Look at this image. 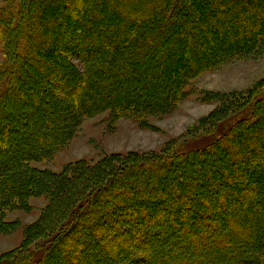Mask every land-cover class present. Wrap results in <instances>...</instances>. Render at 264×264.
Returning <instances> with one entry per match:
<instances>
[{
	"label": "rangeland",
	"instance_id": "obj_1",
	"mask_svg": "<svg viewBox=\"0 0 264 264\" xmlns=\"http://www.w3.org/2000/svg\"><path fill=\"white\" fill-rule=\"evenodd\" d=\"M15 1L16 0H0V23H3L4 20L7 21L8 17V21L15 23L16 15L14 14L16 13V9H12L14 6L13 2ZM94 1H97V5L95 3L96 6L93 4ZM177 1L178 0H174L172 3L171 0L167 13L172 11ZM182 1V3L185 1V4L192 2L191 4L196 9L206 6L207 8L204 9L205 12H211L213 9L211 0ZM38 2L42 3V7L49 6L53 10H48L45 14L46 16H39V18L37 17L36 19L34 16L30 17V15H28V17L23 16V30L21 31L22 33L18 34L17 43L14 44L15 46L12 45L14 51L12 49L11 52L7 49L11 46L7 47L8 41L6 38L3 39V33L0 31V77L7 72L8 76L11 75V78L15 81L16 78H14L15 76L13 73L17 70H25L26 74L23 75L24 81H21L22 86H19L20 93L23 94V97L27 98L15 103L10 101L9 104H3V107H11L13 113L11 118L7 120V123L5 122L4 126L0 129V262L6 261L22 252L24 253V251L26 253L29 251V254L31 253L35 256L38 264H61V261L65 264L63 258L66 254L63 255L61 244L65 246L66 242L63 241L60 236H64L66 232H68L66 234H69L72 230L74 232L78 230L75 228L80 222L79 220L77 223L78 213H81V216H84V220L87 221L88 209L81 205L86 203L87 206V204L92 203L90 204L91 206L94 204L92 199L98 198L95 207L100 206L103 208L104 204L101 206L100 201L101 198L104 199L105 195H113L120 189L128 188L127 186H129L131 180L142 181V183H144L147 179V175H141V177L138 178L131 172H128L127 175L121 174L119 171L121 166L124 165L126 168L128 166H133V164H138L141 161H150L149 157L152 155H162V158H173L171 155H174L180 147L185 148V150L200 149L201 147L207 148L203 151L193 152L184 159H175L173 165H170L172 172L175 174L171 172L170 177H174L175 179L177 175L180 179L182 176L180 172L189 171V168L194 166L197 168V166L202 163L198 158L205 154L204 152L209 153L206 154L205 160L212 161V165H210L212 167L216 164V160L213 158L217 156H213L214 153H211L215 146H218V152L221 156L225 153L224 156L227 157L229 156L227 151L221 150V148H219L220 144L228 141L232 147L241 146L238 140L239 136L241 137L249 131H256L262 127L261 124L264 125L263 121L254 126H249V123L256 121L257 118L264 119L262 113L259 111H252L253 115H250L247 118L248 120L246 119L247 121H242L243 123L239 122L238 126L226 130L228 134L235 135L237 133V138L232 135L230 138H228V135L227 138H223L226 132L220 137L217 135V127L222 123L224 118L241 110L242 114L244 112H249V105L264 95V43L258 47L252 48L248 54L243 51L237 52L236 50L232 52L233 48H225V45L218 50V45H222L223 41H227L223 38L224 34L228 36L233 28L239 26L237 21L247 15L246 10L242 13L243 17L238 15L240 17L233 18L231 23H229L230 25L232 24V27H230L229 24L224 26L223 17L218 13L211 16L206 15V18L198 21L197 13L194 8L191 10L189 9V11H187L186 7L184 10H179V14L181 15L179 18L185 19L187 24L193 27L191 29L192 32L195 33L197 30L195 29L196 26H200L204 31L203 33L200 32L201 34L211 35L210 39L207 37L205 43L200 45L197 42L198 40L186 37V34L179 32L182 30L180 25L175 23L168 24L170 22L166 18L164 21L162 20L161 27L159 29L157 28L158 30L155 32L152 30L153 28L140 29L142 32L138 33L140 36L139 39H142L141 42L145 41L144 43L147 45L145 49L149 51L152 56L149 54L140 57L138 51H141V48L137 45L133 47V43L128 46L130 42L124 41L123 44L126 43L127 47L121 45L118 47L117 51L114 50L115 53H118V56H115L116 59L113 60L112 64L104 59L99 63L103 65L104 69L109 66L114 67V64L119 65L120 69H118L116 73L122 76L130 74V76L134 77L133 80L121 79L117 84L116 81H114L115 84L112 85V75H110L109 72H105L104 76H107L111 84L107 83L105 86L97 87V98L109 100L111 102L110 106L96 113L94 116H81L80 118H82V120L70 131L67 141L57 148L53 146L50 154H46L45 157H37L36 159L35 154L42 151L43 144L47 145V143L53 141L54 138L56 139V137L58 138L61 134H66L68 130L66 128L72 126L69 122L71 116L79 109L76 98L69 97L67 93L64 92L67 90L66 79H68V81L72 79V81L68 82L69 85L75 84L76 81L73 82V78L76 77L74 72L78 75V79L81 77L86 79V72L93 64L85 63L80 59L79 54L81 55V52L78 53L80 48L74 47L77 48V53L70 57L69 55H71L72 52H69L66 48L64 50L60 47L61 45H59V43L63 41L61 35L66 36L65 34H67L64 33L66 30L63 27H70V30L72 28L75 29L77 25L75 20L79 17H84L83 23L85 27L91 26V23H95L94 29L103 25V32L110 31L111 29H115L114 31H116V28L122 30V25L125 20L122 21L121 17L115 15L117 12H114V8L116 6H118V8H125L126 4H124V0H68L54 10L55 7L51 5L53 1L29 0V4L33 6ZM98 2H101V4ZM90 7L98 11L97 13L99 14L97 18L87 13L83 15L82 10L85 8L89 9V12L92 11ZM11 10H15L11 13L13 19L9 16ZM52 21H56V23ZM6 24L3 27H7ZM178 28L180 30H178ZM35 29L38 30L39 36L44 37L45 40H49V35L55 36V39L53 38L50 40L52 43L51 45L54 47H50L49 51L44 55L42 53L43 57L40 55L39 57L41 58L39 60L38 56L33 58L35 54L43 51V49H38L37 51H35L36 49L34 48L32 49V46L37 40L35 35L37 30ZM94 29L91 28L89 32ZM17 30L20 31V26L17 27ZM81 30L80 27L78 29L76 28L75 34L85 37L84 34L81 33ZM41 31L43 34L40 33ZM244 31L248 33L249 29L244 28ZM57 32L58 34L60 33V37L55 35ZM95 32L97 31H93V33ZM25 33L28 35L29 43L25 38L26 43L23 44L26 50L28 48V53L26 54L28 60L20 58L26 51L24 50L23 52L20 47L21 39L23 38L21 35L24 36ZM71 35L73 34L71 33ZM152 35L153 38H157L155 42L153 41L155 45H150L148 41ZM175 36L178 38L176 39ZM68 37L69 35L67 38ZM41 40L43 39L41 38ZM167 48L170 49L171 53V59L168 57L169 63L163 55L164 50ZM108 49H111V47ZM156 49L157 52H151L156 51ZM100 50H104V48ZM100 50H95L93 48L89 52L97 51L96 56H98ZM33 51H35V54ZM107 52H110V50H107ZM190 52L192 54L193 52H195V54L198 52L201 56L210 54L211 52L213 55L212 59H217L214 61L209 58L211 60L209 63L211 64L210 67L207 65V67H204V69L202 68L203 70L196 75L191 73V75L185 77V79L181 77L182 72L185 71V68L187 70V68L190 67V63L193 64V60L196 58V56H191ZM102 53L103 51L101 54ZM64 54V59H66V61L60 60ZM110 54L111 53L106 54L108 57L106 59H110ZM125 55H136V57H133L132 64L123 65V63H125ZM219 56L220 58H218ZM53 63L56 64V68L53 66ZM167 66L170 70L168 73L164 70ZM95 67H97V65ZM182 68L184 69L182 70ZM116 77L119 78L120 76L117 75ZM179 80H184V82L178 85ZM59 82L64 84L65 89L63 85L61 86L58 84ZM164 83L165 86H163ZM165 88H170V90L163 91ZM120 91L122 96H118L116 103L110 96H113V93L119 95L121 94ZM174 92L178 94L175 96L176 98L172 99L175 102L169 103V101L164 99L165 96H170V94L173 95ZM35 97L39 98L41 101L43 100V106L42 104L36 106L35 101L38 99H34ZM131 98L133 100H131ZM160 98H163L164 101L159 100ZM33 99L34 101L32 102ZM166 99L169 100V97ZM91 100L94 99L91 98ZM151 100L156 102L159 101V105H157L156 108L157 110H146L145 113L132 112L133 107L130 111H122L115 106L124 105L128 107L125 110H129V107L133 106L135 102L148 105V102H151ZM71 103L73 104V109L71 108ZM2 121H4L3 118ZM8 126L12 129L14 127L16 128L10 135L7 129H5V127ZM31 129L38 131L37 139L32 140L29 137L30 140L24 139L27 138L26 135ZM225 146L227 145L224 144V147ZM14 148L17 149L16 152ZM26 156H29V158L31 157L28 159V166L26 168H18L19 170L16 169V171H11V174L18 175L21 181L25 180L24 183L27 182V189L35 190L37 193H32L33 195L27 198H19L15 193L21 188H19L17 182V184H15L14 181L10 180L11 176L9 170L5 168L4 171L3 165L6 163L11 164V159L13 163H16L15 161L27 158ZM203 157H205V155ZM250 163L256 166V176H254L255 174L253 176L251 174L249 176H252V179L249 178L251 179L250 181L253 182L259 180L262 176L264 177V161H258L254 155ZM217 165L222 167L221 170L218 171L219 176L215 178L211 177V179L222 181L221 187L217 190V195L222 196L224 190L229 189V184L225 183V180L230 179L227 177V172L230 171V169L227 162L225 163L224 161L223 163L222 159H217ZM205 166H208V164L206 163ZM244 166L248 168L247 164H244ZM103 171H105V173ZM143 172L146 173L142 174H147L146 170ZM239 174L240 171L237 172L236 177ZM207 175L209 176V173L202 169V172L199 173L198 176L200 179L204 180H202L197 187L193 188L200 193L205 192L209 195L212 191L209 187L210 178L207 177ZM150 176H152L154 180H159V178H157L159 176H154L153 174H150ZM170 177L164 176L159 181L167 184L170 181ZM29 178H31V180ZM32 178L34 179L32 180ZM116 178V182L108 185L105 184L112 181L111 179ZM208 179L209 183L207 182ZM128 180L130 181L128 182ZM183 180L185 183L188 181L186 178ZM5 182L8 184H5ZM4 184L6 186H4ZM9 189H11V192L6 198L5 195ZM180 189H182V195L185 196L186 192H183L184 188ZM1 190L3 191L1 192ZM4 196L7 200H3ZM117 198H115V200H117ZM254 198L257 204L254 206L251 205V210L249 209L244 215L248 216L250 213L255 215V213L261 212L257 217L255 215L254 219L256 220L249 217L247 221L245 220L246 228L244 227V229L248 231L264 223V216L262 214L264 208L261 206L264 205V201L261 197L258 198L255 196ZM139 203H141V201ZM160 205L161 202L155 204L152 209L149 208L152 212H148V218L155 219L159 215H162L164 220L170 221L173 212L169 210L167 212L165 210H159L161 208ZM140 207L143 208V205H140ZM118 212L119 211H115L113 214L106 213L104 215V220L103 218L97 219V223H100L102 229L112 232V235L116 237L120 232H113L112 227L115 226L113 222L120 219V216L117 214ZM179 212L182 213L181 211ZM127 214V211H123L121 217L127 218ZM140 214L141 213H139V216ZM69 222H71V224H69ZM232 224L240 225L235 221H231L230 225ZM93 229L96 231L97 227H92L90 230L92 236L89 237V239L92 241L93 245L99 241L102 242V245H96L97 250L94 249L93 252H88V254L87 252H83L82 259L80 258L81 254H75V256L81 259L83 263L87 260V262H89L88 264H99V262L93 263L92 259L97 261L100 260V258L109 259V257H103L107 255L103 246L105 242L102 237L95 238L96 232L94 233ZM179 230L181 232V229ZM224 230L227 229L224 228ZM238 234L243 237V230ZM261 240H263V238ZM156 241L161 243V237L154 235L151 242L156 243ZM43 244L44 246H42ZM167 247L171 248L170 250L172 252L174 251L175 247L173 245L166 246L165 248ZM120 248L121 247L116 248V251L119 253L121 250ZM262 251L264 254V250ZM45 258H47L46 261ZM169 259H172V256H170ZM170 262L167 261V264ZM31 263H33V261ZM148 264L160 263L152 261L151 263L148 262Z\"/></svg>",
	"mask_w": 264,
	"mask_h": 264
},
{
	"label": "trees",
	"instance_id": "obj_2",
	"mask_svg": "<svg viewBox=\"0 0 264 264\" xmlns=\"http://www.w3.org/2000/svg\"><path fill=\"white\" fill-rule=\"evenodd\" d=\"M50 1H53V4H51L52 2L50 4L52 5V7H55L54 8L55 10L58 6H61L63 3L67 2L68 0H50ZM173 1L174 0H172V3ZM182 2H183L182 0H178L172 11L167 13V9L169 4L171 3V0H124V4L126 3L125 8L123 7L118 8V6L114 8L115 9L114 12H117L115 13V15L121 17L122 21L125 20L122 25L123 31L121 29L116 28V31H114L115 29H111L110 31L103 32L104 30V27H102L103 25H101L98 28L96 27L97 29H94L95 23H91V26L85 27V24L83 23L84 17H79L75 20L77 22L75 29L76 28L78 29L80 27V29H82L81 33L84 34L85 37H81L75 34L74 28L70 30V27L68 28H66V26L63 27L66 30L64 33L67 34H65L66 36L61 35L63 41L62 43L60 41L59 43V45H61L60 47L64 50L66 48L67 50H69V52L71 51L72 53L71 55H69L70 57H72V55H75L77 53V48L74 47H78L82 49V50L79 49L78 52V53L81 52V55L79 54L80 59L85 63H93V64L91 65V67H89L88 71L86 70L87 71L86 79H83L82 77L78 79L77 78L78 75L76 74V72H74L76 77L73 78V82L76 81L75 84L69 85L68 82L72 81V79L70 81L66 79L67 90L64 92L67 93L69 97L76 98L77 100L76 102L79 109L78 111L77 110L75 111V114L73 116H71L69 122L70 125L72 126L66 128L68 129L66 134L64 135L61 134L62 136L60 135L58 138L57 137L56 139L54 138V140L49 141L47 145L43 144L42 151L40 152L42 154L37 152V154H35L36 159L37 157H45L46 154H50L51 148H53V146L57 148L62 143L67 141L68 140L67 137L69 136L68 134L70 133V131H72L74 126L78 125L82 120V118H80L81 116L84 115L94 116L96 113L101 112L104 109L108 108V106H110L111 102L109 100L103 98H97L98 91L96 88L105 86L107 85V83H110V80L107 78V76H104L105 72H109L110 75H112L111 77L113 79L112 85L115 84L114 81H116L117 84V82H120L121 79L133 80L134 77L130 76V74L127 76H122L116 73V71L120 69L119 65L114 64L115 68L113 66H109V67H105L104 69L103 65H100L99 63H101L102 60L104 59L109 61L110 64H112L113 60L116 59L115 56H118V53H115L118 47H120L121 45L127 47L126 43L123 44L124 41L130 42L128 46L131 43H133L134 44L133 47H135L136 45L140 47L141 51L140 50L138 51L140 57L144 55H149L150 52L145 49V47L147 46L144 43L145 41L141 42L142 39H139L140 36L138 35V33L142 32L140 31V29L153 28L152 30L155 32L161 27L162 22L166 18L170 22L168 24L175 23L177 25H180L182 30L178 28V30H180L179 32L181 33L183 32L182 34H186L185 35L186 37H190L191 39L198 40L197 42L200 45L205 43L207 37H209L210 39L211 35L201 34L204 31L200 26H196L195 29L197 30L195 33L192 32L191 29L193 27L189 26L185 19L183 20L179 18L181 17V15L179 14L180 12L179 10H184V8L186 7L187 11H189V9L191 10L192 8H194V10L197 13L198 21L202 20L203 18H206L205 17L206 15L211 16L214 15L215 13H218L223 17V22L225 23L224 26H227L229 23H231L233 18H238L240 16L243 17L242 13L246 10L247 15L244 14L246 16H244L242 19H238L237 21L239 23V26L233 28V30L231 31V33L228 34V36L224 34L223 38H225V40L227 41H223L222 45H218V50H220L223 47V45H225V48H229V47L233 48L232 52L236 50L237 52L243 51L244 53L248 54L252 48L258 47L262 45V43H264V0H229V1L211 0V4L213 8L211 12L204 11V9L207 8L206 6L196 9L191 4L192 2L190 3L188 2V4H185V1L184 3ZM13 3L14 6L12 9H16V13L14 14L16 15L15 23L13 22L11 23L10 21H8L9 17L7 18V21L4 20L3 23L2 22L0 23V31H2L3 33L2 34L3 39L4 38L7 39L8 41L7 47L11 46L10 48L7 49L11 52L12 49L14 51L12 45L17 43L16 41L18 34L22 33L21 31L23 30V26H22L23 16L28 17V15H30V17L34 16V18L36 19L37 17L39 18V16L42 17L46 16L45 14L47 13L48 10H53L49 6L42 7V3L40 2H38L34 6L32 4L30 5L29 0H16ZM95 3L97 5V1H94L93 3L94 6H96ZM99 4H101V2ZM91 9L92 11L90 12L89 9L86 8L83 9L82 10L83 15L87 13L90 16L97 18V15L99 14L97 13L98 11L93 8ZM12 11L15 10L10 11L9 13L10 17ZM11 19L13 18L11 17ZM52 22L56 23V21H52ZM5 24L7 25V27H3ZM19 26H20V31L17 30V27ZM230 27H232V24L230 25ZM91 28L94 29L93 31H97V32L93 33L92 30L91 32H89ZM244 28L249 29L248 33H245ZM40 33L43 34L42 31ZM71 33L73 35H71ZM35 35L37 37V40L32 46V49L33 48L36 49L35 51H37L38 49H43L41 53H38L39 55L35 54V51H33L35 54L33 58L38 56V60H39L41 58L39 56L42 55V53L44 55L46 52L49 51L50 47H54L53 45H51L52 43L50 42V40L53 38L55 39V36L49 35L48 37L49 40H45L44 37L39 36L38 30L35 33ZM55 35H57V37H60V33L58 34V32L55 33ZM68 35L69 37L67 38ZM21 36L23 38L21 37L22 39H21L20 47L21 50H23L24 52V50H26V47L24 46L23 43H26V41L29 43L28 35H26L25 33L24 36L23 35ZM41 38L43 40H41ZM175 38L177 39L178 37L175 36ZM155 39L157 38H153L152 35L148 39L149 44L153 45ZM109 47H111V49H108ZM93 48L95 50H100L101 48H104V50H100L99 55L96 56L97 51L89 52ZM167 49H165L164 52L163 51L162 52L166 58V61L169 63V59H171V53H170V49L168 50ZM27 50L20 57L23 60L24 59L28 60V57L26 56V54L28 53ZM107 50L108 51L110 50V52H107ZM102 51L103 53L101 54ZM151 52L152 53L157 52V49L156 51H151ZM108 53H111L109 55L111 56L109 57L110 59H106L108 58L106 56V54ZM193 54L190 52V55L193 57L196 56V58L193 60V64L190 63V67L187 68V70L186 68L185 69L182 68V70L183 69L185 70L182 72L181 75L182 78L191 75V73L196 75L198 72L203 70L204 67H207V65L210 67L211 64L209 63L211 60L215 61V59H217V58L212 59L213 55L211 52L210 54L204 56L199 55L198 52L196 54L195 52H193ZM198 55L201 57H199ZM133 57H136V55H131V56L125 55L124 57L125 63H123V65L132 64L131 62L133 60ZM64 58H65V54L61 57L60 60L66 61V59ZM209 58H211V60ZM218 58H220V56ZM96 65L97 67H95ZM53 66H55L56 68V64L53 63ZM164 70L167 71L166 73L170 71L168 69V66ZM13 74L15 76L14 78H16L15 81H13L11 75L8 76L7 72H5L4 75L0 77V129L4 126L5 122L7 123V120L11 118V115L13 113L11 107H7V106L3 107V104L4 105L6 103L9 104L10 101L15 103L27 99L26 97H23L22 93H20V86H22L21 81L22 82L24 81L23 75L26 74V71L17 70ZM117 75H119L121 78L116 77ZM183 82L184 80H179L178 85H181ZM58 84H60L61 86L63 85L64 88L63 83L59 82ZM163 86H165V83L163 84ZM169 90L170 88L169 89L165 88L163 91H169ZM177 95H178L177 92H174L173 95L170 94V96H165V97L161 96V97H164V99L166 101H169L170 103V102H175L172 99L176 98L175 96ZM118 96H122V93L119 95L113 93V96L110 97L112 100L114 99L113 101L117 103ZM167 97H169V100L166 99ZM91 98L94 100H91ZM34 99H38L37 101H35L36 106H40L43 103V100L41 101L37 97H35ZM34 99L32 100V102L34 101ZM164 99L160 98L159 100L164 101ZM131 100L133 99L131 98ZM148 103H149L148 105H145L141 102L139 103L135 102L133 103L134 104L133 106L129 107V110H125L128 107L124 105L123 106L115 105V106H117L118 109L119 110L121 109L122 111H130L133 107L132 112H138V113L139 112L145 113L146 110H152V111L157 110L156 108L157 105H159L158 104L159 101L156 102L154 100H151V102ZM71 108L73 109V104L71 105ZM248 109L249 112L246 113L244 112L242 114V110H241L239 112H234L233 114L224 118L222 123L219 124L217 127V135L220 137L226 132V135H223L224 136L223 138H227L228 136H229L228 138H230L232 134H228L226 130H228V128L231 129L233 127L238 126L239 122L245 121L250 115H253L252 111H259L260 113H262V117H263L264 95L256 99L251 105H249ZM2 118L4 121H2ZM260 119L257 118L256 121L249 123V126H254L257 123L259 124L264 121L263 118ZM261 126L262 127L260 129H257L256 131H251V132L249 131L246 132L241 137L239 136L238 140L240 141L241 146L232 147L228 141H226V143L220 144L219 148H221V150L227 151L229 155L227 157L224 156L225 153H223V155L221 156V154H219L218 152V146H215L211 153H214L213 156H217V157L213 158L214 160H216V164H214L212 167L210 166L212 165V161L205 160L206 154L209 153L204 152L205 154L199 156L198 158V160L201 161L202 163H200V165H198L197 168L196 166H194L189 168V171L180 172L182 175L180 179L178 178L177 175L175 176V179L174 177L173 178L170 177V174L172 172V168L170 167L175 162V159L176 158L184 159L189 155H191L193 152L203 151L206 150L207 148L205 149V147H201L200 149L185 150V148L180 147L175 152L174 155H171L173 158L170 157L162 158L163 157L162 155H158V156L152 155L149 157L150 161L147 162L141 161L138 164H133V166H128L126 168L124 165L121 166L119 168L121 174L127 175L128 172L129 173L131 172L134 174L135 177L138 178H140L141 175L144 176L147 175L146 176L147 179L144 181V183H142V181L128 180V182L130 181L129 186H127L128 188L120 189L119 191L115 192L113 195L107 196L104 194L105 195V197L103 196L104 199L101 198L100 201L101 206L102 204H104L103 208H101L100 206L95 207V203L98 198L92 199L94 204L91 206L90 204L92 203L87 204V206L86 203L81 205L82 207L88 209L87 221L84 220V216H81V213H78L77 223L79 220L80 222L75 227L78 230L76 232L72 230V232H70L69 234H66L68 233L66 232L64 236L63 235L60 236L62 240L66 242L65 246L64 244L63 245L61 244L63 255L66 254V256L64 257L65 259L63 258V260H65V264L89 263L87 262V260L84 263L83 261H81V259L83 258V252H87L88 254V252H93L94 249L97 250L96 248L97 246L102 245L101 241L93 245L92 241L89 239V237L92 236L91 235L92 232L90 230L92 229L93 226L97 227L96 231L95 229H93V232L94 233L96 232L95 238L102 237L103 241L105 242L103 246L107 255L104 254L105 256L103 257H109V259L100 258V260L97 261L92 259L93 263L99 262V264H148V262L151 263L152 261H157L160 264H167V261L170 262L171 260L170 262L171 264H264V254L262 251L264 250L263 249L264 223H261L260 226L258 225L251 230L249 229V231L244 229L245 222L248 220V217L254 219L255 215L257 217L258 214L261 212L260 211L258 213H255V215L251 213L248 216L244 215V213L248 212V210L252 206L257 204V202H255L256 199L254 197L255 196H257L258 198L261 197V199L264 201V177L262 176L261 178H259V180H255L253 182L250 181L252 179L251 177L255 174L256 171L255 169L256 166H254L253 164L251 165L250 163L251 158L255 155L258 161L260 162L264 161V125L261 124ZM5 129H7V132L10 135V133H13V131H15L16 128L14 127L12 129L10 126H8L5 127ZM25 129L27 131L26 127ZM31 130L29 133H27L26 135L27 138L24 139H28V140L37 139L38 131L37 130L31 131ZM236 134L232 136H235L237 138ZM224 144H226L227 146L224 147ZM16 148H14L15 152L17 150ZM204 155L205 157H203ZM26 157L27 158L20 159V161H15L16 163H13V160L11 159L10 160L11 164L6 163L3 165L4 171L5 168L9 170V174L11 176L10 180L14 181L15 184L18 183L19 188H21L15 193V195L18 196L19 198H27L28 196L37 193L35 190H30L29 188L27 189V182L24 183L25 180L21 181L20 177L18 178V175H13V173L11 174V171H16V169L19 170L18 168L21 167L26 168L28 166L27 162L29 161L28 159H30L31 157L30 158L29 156ZM217 159H222L223 163L224 161L225 163L227 162L230 169V171L227 172V177L230 179L227 180L225 178L226 179L225 183L229 184V189L224 190L222 196L217 195V190L221 187L220 185L222 184V181L217 179L216 180L211 179V177L215 178L219 176L218 171L221 170L222 168L217 165ZM206 163L208 164V166H205ZM244 164H247L248 168L245 167ZM202 169L206 170L207 173H209V176L207 175V177L210 178V183H209V179L207 182L209 183L210 190L212 191V193L209 195H207L205 192L200 193L198 192V190H195L193 188V187H197L198 184L201 183L202 180H204V179H200L198 176V174L202 172ZM144 170L147 171V174H142V173H146L143 172ZM238 171H240V174L236 177ZM103 172L105 173V171ZM150 174H153L154 176H159L157 177L159 178V180H161V178L164 176L170 177V181L167 184H165L164 182L161 183V181H159L158 179L154 180L152 176H150ZM251 174L252 176L249 177ZM254 176H256V174ZM184 178L188 180L186 183L183 180ZM29 179L31 180V178ZM33 179L34 178H32V180ZM111 180L112 181H109L105 184L107 185L112 184L117 181V178ZM6 183L7 182H5V184ZM5 184L4 186H6ZM40 186L42 187L41 184ZM180 188H184L183 192H186L185 196L182 195L181 193L182 189ZM2 191L3 190H1V192ZM10 192L11 189L7 190L5 195L6 198ZM5 196L3 200H7ZM115 198H117V200H115ZM140 201L141 203H139ZM160 202H161L160 205L161 208L159 210L161 211L165 210L166 212L169 210L173 212L170 221L164 220V217L162 215H159L155 219L148 218V212L151 211V209L155 204H158ZM140 205H143V208L140 207ZM261 206L262 208H264V205ZM149 208L151 209L149 210ZM115 211H119L117 214L120 216V219L116 220V222H113V224L115 223V226L112 227L113 232L114 231H116L117 233L120 232V234H117L118 235L117 237L113 236L112 232L106 229H102V227H100V223L99 224L97 223V219L103 218L104 220V215L106 213L113 214ZM123 211L128 212L127 216L129 218L121 217ZM179 211H181L182 213H180ZM262 211H263L262 214L264 216V209ZM139 213H141L140 216ZM231 216L234 218V220ZM231 221H235L240 225L239 226L234 224L230 225ZM69 224H71V222H69ZM224 228L227 230H224ZM179 229H181V232ZM241 230H243L244 233L243 237L242 235L238 234L241 233ZM154 235H158L161 237V243H158L159 241H156L157 244L151 242ZM262 238L263 240H261ZM248 243L251 245V247ZM169 245H173L175 247L173 252L170 250L171 248L168 247L165 248L166 246ZM42 246H44V244ZM119 247H121L120 253L116 251V248ZM75 254H81L80 257L81 259H78V257L76 258ZM32 256L33 254L31 253L29 254V251H27V253L24 251V253L22 252L19 255H16L6 261L0 262V264H38L37 260L35 259V256L33 257ZM170 256H172V259H169ZM46 259L47 258H45V261ZM32 261L33 263H31ZM61 264L64 263L61 261Z\"/></svg>",
	"mask_w": 264,
	"mask_h": 264
}]
</instances>
